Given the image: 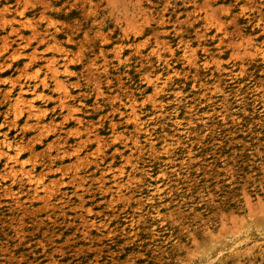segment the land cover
I'll list each match as a JSON object with an SVG mask.
<instances>
[{
	"label": "rangeland",
	"instance_id": "rangeland-1",
	"mask_svg": "<svg viewBox=\"0 0 264 264\" xmlns=\"http://www.w3.org/2000/svg\"><path fill=\"white\" fill-rule=\"evenodd\" d=\"M260 13L264 14V0H0V141L6 135L12 145L22 142L36 146L35 161L27 150L21 151L18 163L24 162L23 168L9 157L14 156L13 149L4 148L8 155L0 151V264H188L190 260H198L202 244L222 248L223 255L227 254L229 259L227 264H264V250L233 257L234 244L242 242L247 228L264 226V100L259 92H249L255 80L264 81V61L254 50L264 43V19L259 20ZM160 17L163 24L158 22ZM31 26L39 33L49 28L56 41H42ZM185 49L188 53L196 51L193 66L183 62ZM50 60L54 65L49 64ZM166 63L178 71L182 68L188 71L186 76L182 72L169 82L171 88L183 93L179 118L184 115L185 104L194 96L199 101L198 121H205L202 114L215 108L205 121L211 127L203 131L205 139L198 142L193 134L182 133L183 140L188 141L186 144L201 159L209 160L211 153L222 157L234 153L238 161L237 176L243 175L241 170L249 172L253 168L255 182L241 196L244 207L240 209L230 191L233 183L225 174H220L218 180L222 191H215V181L210 176L203 171L194 173L195 188L206 199L197 203L200 197L195 196V201L187 202L188 205L192 204L206 219L213 210L212 203L221 202L219 197L225 190L228 195L224 211L218 212L214 224L200 228L194 242L181 238L185 252L172 254L167 248L155 258L152 255L155 244L149 240L146 225L135 224L137 234L128 232L131 215L134 213L136 218L140 214L133 211L135 204L118 200L115 195L111 177L130 151L124 145V138H113L109 121L113 119L117 123V131L135 132L134 124L128 120L132 115L127 96L132 92L145 101L138 112L149 122L153 136H157L159 129L153 128L150 120L152 106L148 96L152 87L140 76L143 72L151 75L154 69L164 78L168 75ZM55 70L56 81L52 75ZM219 79L227 96L213 85ZM65 89L73 97L70 101L64 98ZM236 90L244 96L245 112L237 105L241 99L233 97ZM164 96L167 109L173 110L171 89ZM181 122L180 130L185 132L186 120ZM200 122L198 128H203ZM172 127L169 122V128ZM138 136L142 142V135ZM155 142L159 147L160 141L155 139ZM244 143L249 146L243 147ZM59 145L68 150L66 156L58 150ZM74 148L79 152L77 156ZM48 153L55 155L51 167L47 165ZM172 153L176 161L185 158L181 145L173 148ZM144 158L155 176L164 157L153 159L147 153ZM193 169L192 166L190 170ZM27 172L33 176L29 178ZM41 172L46 173L42 176L43 184L38 185L40 197L31 200L28 187H35L36 176ZM72 173L84 178L86 187H91L84 197L86 207L92 208L88 218L96 224L88 231L80 219L73 218L71 206L77 199L72 193ZM55 183L67 192L61 201ZM17 193L23 208L14 204ZM142 194H146V189ZM210 194L218 196L212 198ZM44 198L57 203L64 213L61 208L55 213L45 208ZM109 199L113 200L112 207H107ZM226 213L231 215L227 217ZM241 215L254 223L243 224ZM101 222L104 226L97 228ZM171 222L155 224L157 232L165 237L170 233L175 236L177 226ZM122 225L126 226L125 231H121ZM189 232H193L191 227Z\"/></svg>",
	"mask_w": 264,
	"mask_h": 264
},
{
	"label": "bare ground",
	"instance_id": "bare-ground-1",
	"mask_svg": "<svg viewBox=\"0 0 264 264\" xmlns=\"http://www.w3.org/2000/svg\"><path fill=\"white\" fill-rule=\"evenodd\" d=\"M260 6H261V4H260ZM162 17H160L158 22H161V23L163 22ZM263 19H264V14L260 13L259 14V20H263ZM31 28L33 29V31H35L36 37H38V36L41 37L42 41L43 40H50V41L52 40L54 42L56 41L55 35L49 31V28H46L45 31L42 32V33H39V31L37 30V28L35 26H33V27L31 26ZM32 37H33V35H32ZM181 40L182 39H180V41ZM183 42H185V41H183ZM182 44H184V43H182ZM168 45L169 44H167V46ZM263 46H264V43H262L261 47H254V50L257 52L256 54L260 55L261 59L264 61V47ZM187 47H188V45H187ZM150 50H151V48H150ZM162 50H164V49H162ZM193 50H194V47H193ZM188 51H189L188 49H185V51H183L182 59H183L184 63H187L190 66L191 65L193 66L195 64L196 60H197L196 51H191V53H188ZM140 54H142V53H140ZM120 55H121V53H120ZM118 57H119V55H118ZM161 57H163V56H161ZM165 57H167V56H165ZM190 58H191V60H190ZM53 60H50V63H49L50 65H54L52 63ZM119 60H121V59H119ZM68 62H66V63H68ZM168 65L169 64L166 63V67H167L166 71H167L168 75H166L164 78H162V73H160V72H158V71H156L154 69H153V73H150L151 75L145 74L143 72L141 74V76H140V79L142 81H144L147 85H150L152 87L151 94L148 96V99H149V101L151 103V106H152L151 107L150 120H151V122H153V125H154L153 128L159 129L158 133H157V136H153V131H151L148 128L149 122H147L146 120H143L141 118L140 113L138 112V107H140V108L143 107L145 105V103H144L145 101L144 102L140 101L137 97L134 96V94L132 92H131V95L127 96V99H128V102H129V107L131 108V115H132V117L130 119H128V120L131 121L134 124L133 126H135V132H130L129 134H127L125 131H117V129H116L117 128V126H116L117 123L114 122L113 119H110V121H109L113 138H115V139L124 138V140H125L124 145L130 151L129 154L124 156V163L117 167V169H116L117 173H114L113 177H111V178H114L115 195L118 196V200L121 199L124 202L135 204V206H133V211L138 210V212L140 214H137V217L135 218L134 213L132 214V212H131L132 215H131V218L129 219V223L130 224L128 225V227H129L128 232H130L132 230L133 233L137 234V231H136L137 229L134 230L135 224H143V226L146 225L147 226L146 227V233L148 234L149 240H150V242H152V243L154 242L153 244H155V248H154L153 254H152V255L155 256V258L159 256V253L161 251H164V249H167V248H168L169 252H171L172 254H174V253L182 254L183 252H185L184 244H182L181 238L185 237V240L194 242L196 234L200 233V228L201 227H205V225H207V224H214L215 220L217 219L218 212L224 211L223 206L225 205L226 198H227V195H228V192L225 191V190H224V195L219 197V199L222 200V201L219 202V203L218 202L217 203H212L211 207H213V210H212L211 214H209V216L206 217V219H203L201 217L200 213L196 211V209L194 208V206L192 204L188 205L187 202L191 201L193 203L195 201V196H199L200 197L199 200L197 201V203L203 202L204 199H206V198H204V195H202L200 193V191H198L195 188V185H196L195 182L197 180L194 177V173H198L199 171H203L207 176H210L215 181V184L213 186V189H215V191H222V185H218V180H219V175L220 174H225L229 178V182L233 183L232 188H230L231 190L230 189L229 190L231 191L232 197L234 198V201L237 204L236 205L237 208H240V209H243V207H244L243 203H240L241 202V196L245 193L246 188L248 186H250L251 183L255 182V178H254V174L255 173L253 172V170H254L253 168H252L253 170L251 169V171H249V172L241 170L243 175H238L237 176V174L239 173V171H238V169L236 167L238 161L235 158V154L234 153H232L231 156H223V157L222 156H216L217 154L215 155L214 153H211L209 155V158H210L209 160H207L206 158L201 159L193 152L192 146H189V145L186 144L188 141L187 140L186 141L183 140L181 134L182 133H187L188 135L189 134H193V138H195L198 142H202L205 139V134H202L203 131L204 130L209 131L211 129L210 125H207L206 122L212 116V114L215 112V108L207 110V111H205L202 114V117L206 118V120H205L206 122L205 121H203V122L202 121L201 122L198 121L199 116H197V114L199 112L196 109H197V103L199 101H197L198 98L196 96H194L191 99V102H189L188 104H185L184 115L179 118L178 109H179L180 105L182 104L181 95H183V93H182V90H177L175 87L171 88L170 87L171 85L169 84V82H171L173 76H179L182 72L186 76L188 71L186 72V69L184 71L183 70L184 68H182L181 70L178 71V69L174 68L173 66H170V65L168 66ZM197 69L198 68L195 65V69H194L195 72L197 71ZM103 70H104V68H103ZM218 71H220V70H218ZM62 74H64V73H62ZM52 75H53L54 80L56 81L57 78H58L57 77L58 76L57 71L55 70V72ZM252 84H253L252 85L253 88L250 89L249 92H255V91L259 92L261 99L264 100V81L263 82H258V81L255 80ZM213 85H215L214 87L219 88L218 90H220L224 94L223 96H227L228 95V94L224 93V87L221 86V79H219L218 81L213 83ZM69 86H71V85H69ZM205 87H207V86H205ZM170 89H171V94H172V99L170 100V102L174 103L173 110H168L167 109V107H166L167 103L165 102L166 98L164 96L166 92L170 91ZM64 93H65L64 94V98L67 101H70V97H72V96H71L69 90L65 89ZM218 93H219V91H218ZM230 94L231 93H229V95ZM241 94H242V92H240V91L238 92L236 90L235 93L233 94V97H236L237 100L241 99V100L238 101L237 105H238V108L242 112H245L246 111V106H245V101H244V98H243L244 96L241 95ZM207 98H209V97H207ZM25 106H27V105H25ZM111 109H113V107ZM116 109H118V108H116ZM7 113H9V112H7ZM84 113L85 112H83V114ZM69 114H71V113H69ZM220 114H222V113H220ZM36 119H37V117H36ZM183 119H185L186 123H187V125L183 127L184 129H186L185 132H184V130L183 131L180 130V129H182L181 120H183ZM77 121L79 123H81V118L77 117ZM169 122L172 123V125H173L172 128H169ZM199 122H200V124L203 125V128H198V123ZM6 124H8V123H6ZM40 130H42V129H40ZM138 134L142 135V137H143L142 138V142H139ZM6 137L7 136L4 135V137L0 141V151L3 154L8 155L7 150L8 149H13L15 151L14 152L15 154L13 153L14 156H9V157H12L16 164H20V163H18L19 162V155H20L21 151H24V149H25V150L28 151L30 159L35 161L34 158L36 157L35 156L36 155V146H35L34 143H28L27 145H23L22 142H15V145H12V142L8 141ZM93 139H94V137H93ZM155 139H158L160 141V146L159 147H156ZM57 140H58V138H57ZM38 141L40 142L39 139H38ZM26 142H28V141H26ZM84 142H86V139H85ZM180 145L185 150V158H183L180 161H178V160L176 161V159L173 158L172 149L177 147V146H180ZM242 145H243V147L249 146L248 143H244ZM4 148H7V150H4ZM57 148L62 153V156H66L69 153L68 150L62 145H59ZM73 152L75 153L76 156L79 153L77 149H75ZM147 153L153 159H161V157H164V158H162V161L159 164V169L156 171L155 176L152 175V173L150 172V168L147 166V163L145 161L147 159L144 158V155L147 154ZM46 154H47V152H46ZM240 154H242V153H240ZM47 156L49 157V160H48L49 162H48L47 165L51 167V164L54 161L55 155L52 156L51 153H48ZM58 156H59V152H58ZM58 156H56V157H58ZM83 163H86V162H83ZM253 164H254V161H251V165L252 166H253ZM23 165H24V162L20 164L21 168H23ZM58 165H60V164H58ZM65 165H66V163H65ZM9 166H11V165L9 164ZM192 166L195 167V169H193L191 171L190 168ZM58 168H59V166H58ZM62 168H63V166H62ZM79 168H82V166L81 167L79 166ZM15 171H16V169H15ZM73 171H74V169H73ZM126 171H127V173H126ZM50 172H52V170ZM22 173H24V172L22 171ZM45 173L41 172V174H38L36 176L37 178L35 180V182H36L35 183L36 185H34L35 187H33V188L32 187H28L29 188V192H30L29 196L31 197L30 198L31 200L39 196L38 185L43 184V177L42 176H44ZM73 173H72V175H73ZM124 173H126L125 176H123ZM26 174L28 175L29 178L31 176H33L32 172H27ZM64 174H65V172H64ZM101 174H102V177L104 178L105 173L102 172ZM60 177H62V176H60ZM165 179H167V181H164ZM239 179L242 180V183H239ZM20 180H21V178H20ZM26 182H27V180H26ZM52 182H54V181H52ZM61 183L62 182H60V185H62ZM71 183H74V189L72 190V193H73L74 196H76V199H77L76 201L73 202V205L71 206V210L74 211V213H75V215L73 214L74 215L73 218L74 219H77V218L80 219L81 225L86 229V231H88L89 227L91 225L96 224L93 220L88 218L89 214L92 212V208L91 207H86V200H85V197H84L85 193H88L91 190V187H89V186L86 187L85 179L82 178L81 176H78L77 173L73 175ZM55 184L57 186V191L56 192H57V194H59V196H60L59 199L61 201V199H63L64 197L67 196V192L65 190H62L58 183H55ZM44 186H46V185H44ZM97 186H98V184H97ZM22 188H23L22 185L19 183V191H22ZM97 188H99V186ZM4 189H6V188H3V190ZM8 189L11 190V188H8ZM107 189H109V188H107ZM144 189H146V194H142ZM124 190H127L128 193L127 194L124 193L123 192ZM105 192H106V189H105ZM136 194H138V195H136ZM3 195H4V193H3ZM43 195H45V194H43ZM211 196H212V198H215V197L218 196V194H215V195L212 194ZM15 198H16L17 201H15V203L14 202L13 203L18 205L20 208H23L22 207V203H20V201H19L20 196L18 195V193H17ZM34 200H36V199H34ZM49 200H50L49 198L48 199L44 198L45 208H49L50 210H52V213H55V210L61 208V207H59L57 205V203L50 202ZM65 202L69 203V201H65ZM112 202H113V200H110L109 202H107V205H108L107 207H112ZM245 203H247V202L245 201ZM248 209H250V208H248ZM60 210L62 211V208ZM62 212L64 213V211H62ZM113 215H114L115 218L117 217V215H115V213ZM229 215H231V214H229V213L225 214V216H227V217ZM49 218H50V215H48V219ZM19 221H21V222L23 221L22 217L19 219ZM168 221H172L171 224H176V226H177L178 232L173 237H172V233H170V235H168L167 237L161 236L156 230V225L155 224H158V223L166 224V223H168ZM240 222H242L245 225H247V224L250 225V224L254 223L253 221L248 220L245 217V215H241ZM255 224H260V223H255ZM101 226H104V223L101 222L100 224L96 225L97 228H99ZM121 227H122L121 231H125V227L126 226L122 225ZM189 227L192 228V231H193L192 233L189 232ZM252 227L255 228L254 230H256L257 234L254 235V231L252 230L253 229ZM47 230H49V228H47ZM235 243H237V241ZM234 245H235V247H234V251H233V257L252 255L254 253H257V252H260V251L264 250V226L263 227H261V225H254V226H251V227L249 226V229L247 228V230H246V232L244 234V239L242 240V242L238 243V244H234ZM164 246H166V247L163 248ZM199 249H200L199 253L197 252L199 254L197 256L198 260L196 262H195V260H190L188 262V264H227V262L229 261V259L226 257L227 254L223 255V251L221 250L222 248H218V247H214V246L210 247L207 244H202ZM191 255L193 256V254H191Z\"/></svg>",
	"mask_w": 264,
	"mask_h": 264
}]
</instances>
